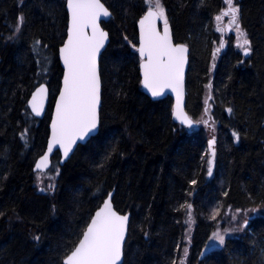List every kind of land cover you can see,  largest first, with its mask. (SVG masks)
Here are the masks:
<instances>
[{"label":"trees","instance_id":"16d2710c","mask_svg":"<svg viewBox=\"0 0 264 264\" xmlns=\"http://www.w3.org/2000/svg\"><path fill=\"white\" fill-rule=\"evenodd\" d=\"M238 2L254 52L245 58L230 39L213 61L223 39L214 19L225 7L223 0L203 5L201 0H163L175 42L190 50L186 111L199 120L210 94L213 131L203 124L181 127L173 121L171 98L152 101L144 94L138 54L123 39L126 35L137 43L144 0H107L114 16L103 24L111 47L102 63V126L63 167L55 155L60 174L48 172L55 177V191L42 192L34 166L46 150L63 77L58 50L67 36L66 0H0V264H61L69 242L109 192L117 210L131 214L124 264H170L184 258L187 215L176 208L185 201L195 216L186 264H264L262 215L228 236L225 245L208 247L230 211L264 207V0ZM20 14L26 18L22 34L9 41ZM37 39L42 41L39 56L32 51ZM41 83L49 86L50 101L45 118L38 120L28 101ZM234 131L241 134L239 143ZM213 136L217 163L208 176V157H201ZM113 147L118 152L106 161ZM214 208L221 218L210 219Z\"/></svg>","mask_w":264,"mask_h":264},{"label":"snow or ice","instance_id":"6c2138e0","mask_svg":"<svg viewBox=\"0 0 264 264\" xmlns=\"http://www.w3.org/2000/svg\"><path fill=\"white\" fill-rule=\"evenodd\" d=\"M225 7L215 15L216 31L227 34L235 32L237 37L236 46L242 51L244 57L252 56L254 49L249 34L243 27L242 12L238 0H223ZM107 0H66L68 13L67 38L59 47V57L63 62L62 86L55 99L54 114L50 124V138L47 142L46 151L35 162V170L38 173L37 180L43 183L42 177L51 171L54 176H59V162L53 165L50 157L54 150H62L64 159L73 154L78 148V142L84 141L102 126V87L103 72L102 63L108 59V49L111 47L110 34L101 26L102 18H112L114 11L106 6ZM205 0H201V5ZM145 10L138 17L139 35L137 43H133L125 35L123 39L138 54V69L142 74L141 83L150 92L152 97H162L165 92L171 90L176 94V103L171 112L175 120L181 125L192 128L196 124H203L215 131V121L212 117L209 101L213 97L206 96L204 115L199 120L193 119L185 110L184 105V76L185 67L188 63L189 49L185 43L174 42L168 10L163 0H144ZM182 7L184 5H181ZM227 18V24L224 23ZM162 22V28L160 23ZM26 24L23 14L17 17L16 25L11 29L7 37L9 41H15L22 34V28ZM42 41L37 39L32 45V51L37 56L41 55L40 45ZM224 46L222 43L212 53L215 61L216 54ZM43 59L48 61V57ZM243 64L244 61H239ZM215 68V63L212 65ZM208 89L212 84L206 85ZM49 88L46 84H38L29 105L32 113L40 116L44 111ZM232 107L227 108L231 114ZM28 129L21 133L22 138H27ZM237 143L241 140L238 131L232 133ZM208 151L203 157L206 160L207 174L212 176L213 168L217 163V140L213 136L207 142ZM118 152L113 147L112 153L105 157L111 159V155ZM103 167V165H101ZM4 177L3 179H6ZM49 177L47 187H41L40 191H55L56 185ZM197 181L191 180L195 185ZM100 189L97 187V192ZM227 195V193H224ZM185 210L187 219L185 223H194L192 218L193 205L184 202L179 204L176 211ZM242 211L237 210V213ZM248 211H257L249 209ZM55 212V206H53ZM220 214L219 208H214L210 219L215 220ZM4 213L0 212V216ZM130 217L121 214L114 206L112 193H107V199H103L94 215H90L84 222V227L78 232L75 241H70L61 264H123L125 255V239L129 232ZM248 226V220L236 228L217 229L212 233L211 240L225 245L226 235L229 232L243 231ZM147 235V233H146ZM39 241L41 237H33ZM190 242V237H189ZM214 246V245H213ZM177 250L180 245L177 244ZM183 259L172 260L170 264H186L188 248L182 249Z\"/></svg>","mask_w":264,"mask_h":264},{"label":"rangeland","instance_id":"374dc122","mask_svg":"<svg viewBox=\"0 0 264 264\" xmlns=\"http://www.w3.org/2000/svg\"><path fill=\"white\" fill-rule=\"evenodd\" d=\"M224 23L227 24V18H225ZM221 34H222V38H223L222 43L224 44L223 49H225L227 47L228 41L230 39H232L234 44L236 45L237 37H236V34H235L234 31L233 32H228L227 34H224V33H221ZM238 51L242 53V51L239 48H238ZM49 177H52L51 182L53 183L55 177H53L52 175L47 174V175L43 176L42 177L43 183H40L37 180V177H36V187H37V189L39 188V191H40L41 187H45L49 183ZM211 212H212V209H211L210 213ZM256 215L264 216V207L257 208V211H248V210L240 211L239 214L237 213V211H230L226 222L224 221L222 227L219 226L218 229L223 231L225 229L236 228L243 222V220L245 218H247V220L249 221V219L251 217L256 216ZM194 217H195L194 213L192 212L193 220H194ZM216 218L219 219V218H221V216L218 215ZM220 223H222V222H220ZM194 226H195V222L194 223H188V230L186 232L185 239H184V242H183V248L184 247L188 248V255H187L186 262L188 261V258H189V247H190V243H191V239H192V232H193ZM239 232L240 231L229 232L226 235V238L228 236H235ZM189 237H190V242H189ZM213 245L216 246V247L219 246L218 242L210 240L208 247H214Z\"/></svg>","mask_w":264,"mask_h":264},{"label":"water","instance_id":"95a60500","mask_svg":"<svg viewBox=\"0 0 264 264\" xmlns=\"http://www.w3.org/2000/svg\"><path fill=\"white\" fill-rule=\"evenodd\" d=\"M67 10V9H66ZM112 18H102V20H101V26L103 27V23H108L110 20H111ZM160 26H161V28H162V23H160ZM104 28V27H103ZM105 31H107L106 29H105ZM137 32H138V35H139V26H138V23H137ZM66 38H67V36H66ZM174 42H175V40H174ZM188 49H189V47H188ZM189 54H190V50H189ZM189 54H188V63H187V65H186V67H185V76H184V105H185V110H186V103H187V91H186V78H187V73H188V70H189ZM59 62H60V66H61V68H62V70L64 71V69H63V62H62V59L59 57ZM140 76H141V80H142V74L140 73ZM47 85V84H46ZM0 86H1V76H0ZM48 86V85H47ZM61 86H62V81H61ZM48 88H49V86H48ZM142 89H143V92H144V94L146 95V96H148L152 101H160V100H163V99H165V98H171L172 100H173V106L175 105V103H176V94L174 93V92H172L171 90H168V91H166L165 92V94H164V96H162V97H152L151 96V94H150V92H148V90L147 89H145L144 87H143V85H142ZM36 90V89H35ZM35 92V91H34ZM33 92V93H34ZM32 93V94H33ZM57 96H58V94H57ZM57 96H56V98H57ZM31 98H32V95H31V97H30V99H29V101L31 100ZM55 98V99H56ZM29 101H28V107H29V110H30V112H31V114L35 117V118H37V119H39V120H43L44 118H45V115H46V113H47V109H48V105H49V101H50V90H49V94H48V98H47V101L45 102V105H44V111L42 112V114L40 115V116H36L34 113H32V111H31V108H30V105H29ZM54 104H55V100H54ZM53 114H54V105H53V112H52V116H53ZM52 118V117H51ZM172 118H173V121L176 123V124H179V125H181L180 123H179V121H177V120H175V118H174V116L172 115ZM51 124V123H50ZM182 127H187L186 125H181ZM194 127H197V124L196 125H194L192 128H194ZM100 129V128H99ZM99 129L95 132V133H93V134H90V136L88 137V138H86L84 141H80V142H78V147L79 146H83V145H86L93 137H95V136H97V134L99 133ZM50 133H51V129H50ZM49 138H50V134H49ZM49 138H48V140H49ZM48 142V141H47ZM46 149H47V146H46ZM77 149H74V152H73V154L75 153V151H76ZM46 151V150H45ZM59 154L60 155V157H61V160H60V164H61V166H64L70 159H71V157L73 156V154H70V156H69V158H67V159H64V157H63V154H62V150H59V151H57V150H54L53 151V154H52V156L50 157V159H51V161H52V164H53V157L56 155V154ZM34 173H37V171L35 170V166H34ZM113 195H114V193L112 192V197H113ZM107 199V198H106ZM128 215H129V217H130V221H131V214L130 213H127ZM94 215V214H93ZM130 223V222H129ZM129 228H130V226H129ZM128 235H129V232H128V234H127V236H126V239H125V245H126V242H127V239H128ZM203 258V257H202ZM123 264H124V259H123Z\"/></svg>","mask_w":264,"mask_h":264}]
</instances>
